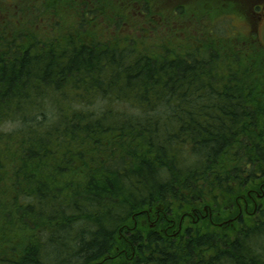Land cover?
I'll use <instances>...</instances> for the list:
<instances>
[{
	"label": "trees",
	"instance_id": "trees-1",
	"mask_svg": "<svg viewBox=\"0 0 264 264\" xmlns=\"http://www.w3.org/2000/svg\"><path fill=\"white\" fill-rule=\"evenodd\" d=\"M100 1L0 25V264H264V47L100 40Z\"/></svg>",
	"mask_w": 264,
	"mask_h": 264
},
{
	"label": "rangeland",
	"instance_id": "rangeland-1",
	"mask_svg": "<svg viewBox=\"0 0 264 264\" xmlns=\"http://www.w3.org/2000/svg\"><path fill=\"white\" fill-rule=\"evenodd\" d=\"M105 1L100 2L105 4ZM100 2L96 8L104 5ZM106 2V8L103 6V9H106L109 19L107 24H103L108 27L102 38L98 35L100 40L116 38V42L122 43L120 38L117 39L118 36H113L117 35L114 33L117 26L113 20L118 18V27L124 31V34L133 37V40L124 44L134 48L149 43L166 45L164 48L153 46L154 50L161 52L171 47L175 51L179 49L175 46L182 43L194 44L193 38L197 36L194 33L196 28L194 25H198V28L214 27L218 33L217 36L221 38L216 42L232 44V48L239 44L235 38H231L235 34H240L237 37L242 38L240 39L242 47H244L242 41H247L250 37L254 38L253 41L261 48L264 47V0H109V2L107 0ZM90 3L91 0H0V25L7 23L11 26L12 24L16 25L13 28H24L41 34L43 31L48 32L55 28L54 22L57 15L64 12L76 19L79 14L83 15L89 8L93 9L94 4ZM86 4L87 9L84 6ZM143 6L147 7L148 12L143 11ZM100 12L101 10L97 18L102 20L103 12ZM15 31L18 32L16 29ZM23 32L21 34L25 33ZM248 48L245 46L244 49ZM213 207L211 208L216 223L233 212L214 204ZM184 224L203 227L202 222L190 223V219H185Z\"/></svg>",
	"mask_w": 264,
	"mask_h": 264
}]
</instances>
